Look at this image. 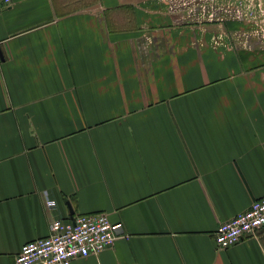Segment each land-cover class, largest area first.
<instances>
[{
	"label": "crops",
	"instance_id": "crops-1",
	"mask_svg": "<svg viewBox=\"0 0 264 264\" xmlns=\"http://www.w3.org/2000/svg\"><path fill=\"white\" fill-rule=\"evenodd\" d=\"M163 10L13 0L0 13V264L71 209L123 222L71 264H264V226L215 240L264 195V51L211 44L209 22Z\"/></svg>",
	"mask_w": 264,
	"mask_h": 264
},
{
	"label": "built area",
	"instance_id": "built-area-1",
	"mask_svg": "<svg viewBox=\"0 0 264 264\" xmlns=\"http://www.w3.org/2000/svg\"><path fill=\"white\" fill-rule=\"evenodd\" d=\"M13 0H0V13ZM217 44V43H216ZM48 209L56 206L46 197ZM123 226L105 211L80 213L73 218L52 217L47 235L26 241L15 255L14 264H71L74 258L97 254L112 246ZM264 226V195L252 199L250 206L221 221L215 231L217 246L226 248Z\"/></svg>",
	"mask_w": 264,
	"mask_h": 264
},
{
	"label": "rangeland",
	"instance_id": "rangeland-1",
	"mask_svg": "<svg viewBox=\"0 0 264 264\" xmlns=\"http://www.w3.org/2000/svg\"><path fill=\"white\" fill-rule=\"evenodd\" d=\"M146 7L150 3L164 9L170 19L186 20L192 25L209 22L206 37L219 46L241 47L264 51V0H123ZM212 23H221L222 28L210 30ZM220 30V31H219ZM200 39V38H199ZM212 41V42H211ZM234 43V44H233Z\"/></svg>",
	"mask_w": 264,
	"mask_h": 264
},
{
	"label": "water",
	"instance_id": "water-1",
	"mask_svg": "<svg viewBox=\"0 0 264 264\" xmlns=\"http://www.w3.org/2000/svg\"><path fill=\"white\" fill-rule=\"evenodd\" d=\"M0 52H1V50H0ZM73 215H74V213H73V210L71 209V218H73Z\"/></svg>",
	"mask_w": 264,
	"mask_h": 264
}]
</instances>
